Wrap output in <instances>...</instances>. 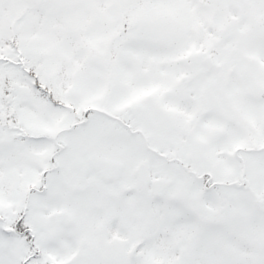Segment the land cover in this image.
I'll return each mask as SVG.
<instances>
[{"label": "snow or ice", "instance_id": "obj_1", "mask_svg": "<svg viewBox=\"0 0 264 264\" xmlns=\"http://www.w3.org/2000/svg\"><path fill=\"white\" fill-rule=\"evenodd\" d=\"M0 264H264V0H0Z\"/></svg>", "mask_w": 264, "mask_h": 264}]
</instances>
